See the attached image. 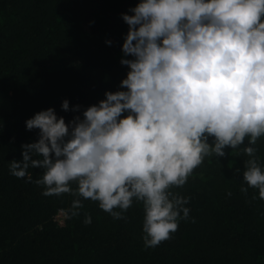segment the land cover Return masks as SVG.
Segmentation results:
<instances>
[{
	"label": "clouds",
	"instance_id": "9594fccd",
	"mask_svg": "<svg viewBox=\"0 0 264 264\" xmlns=\"http://www.w3.org/2000/svg\"><path fill=\"white\" fill-rule=\"evenodd\" d=\"M129 12L121 14L122 52L131 57L120 61L129 69L121 90L106 91L67 123L52 107L35 113L25 125L38 139L21 145L9 171L33 182L29 168L40 169L34 182L44 196L72 195L65 220L80 215L81 198L114 219L142 203L144 246L154 248L189 218L190 198L171 189L205 157H224L246 138L243 179L264 199L254 147L264 136V0H140ZM61 108L81 106L70 109L65 99Z\"/></svg>",
	"mask_w": 264,
	"mask_h": 264
},
{
	"label": "trees",
	"instance_id": "16d2710c",
	"mask_svg": "<svg viewBox=\"0 0 264 264\" xmlns=\"http://www.w3.org/2000/svg\"><path fill=\"white\" fill-rule=\"evenodd\" d=\"M139 2L0 0V264H264V199L243 179L247 138L224 157H205L184 186L171 189L190 198L189 218L154 248L144 246L142 203L114 219L81 198L80 215L60 224L55 215L74 197L44 196L34 182L40 169L29 168L33 182L9 171L22 159L21 145L38 139L39 130L25 125L35 113L52 107L67 123L106 91L121 90L129 69L120 61L131 58L122 52L128 25L121 14ZM65 99L80 111L62 110ZM254 147L264 171V136Z\"/></svg>",
	"mask_w": 264,
	"mask_h": 264
},
{
	"label": "built area",
	"instance_id": "2783aa9c",
	"mask_svg": "<svg viewBox=\"0 0 264 264\" xmlns=\"http://www.w3.org/2000/svg\"><path fill=\"white\" fill-rule=\"evenodd\" d=\"M59 216H61L62 217V220H61V222H60V224H62L63 222H64V217L62 216V214H61V211H59L56 215H55V220L59 223V221H58V218H59Z\"/></svg>",
	"mask_w": 264,
	"mask_h": 264
},
{
	"label": "rangeland",
	"instance_id": "374dc122",
	"mask_svg": "<svg viewBox=\"0 0 264 264\" xmlns=\"http://www.w3.org/2000/svg\"><path fill=\"white\" fill-rule=\"evenodd\" d=\"M61 220H62V217H61V216H59V218H58V221H59V223L61 222Z\"/></svg>",
	"mask_w": 264,
	"mask_h": 264
}]
</instances>
